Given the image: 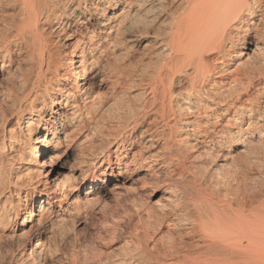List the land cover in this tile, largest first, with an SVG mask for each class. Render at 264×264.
Here are the masks:
<instances>
[{"label":"bare ground","instance_id":"obj_1","mask_svg":"<svg viewBox=\"0 0 264 264\" xmlns=\"http://www.w3.org/2000/svg\"><path fill=\"white\" fill-rule=\"evenodd\" d=\"M151 1L0 0V227L64 199L60 177L47 178L63 123L91 120L108 146L78 145L81 156L168 177L165 224L176 231L144 242L148 264H264V0ZM123 5L126 19L140 10L158 26L161 48L126 98ZM97 80L121 85L108 105L96 101ZM140 127L153 150L124 162ZM174 168L187 189L170 181Z\"/></svg>","mask_w":264,"mask_h":264},{"label":"rangeland","instance_id":"obj_2","mask_svg":"<svg viewBox=\"0 0 264 264\" xmlns=\"http://www.w3.org/2000/svg\"><path fill=\"white\" fill-rule=\"evenodd\" d=\"M155 1L152 0L150 4L156 5ZM127 9L128 7L123 5L118 12L119 16H127L126 12L129 15ZM91 11L94 12L93 9ZM136 12L134 19L129 18L130 16L128 19L124 17L126 20L123 24L127 44L130 46L127 52L132 57V65L130 61H126L124 68L122 67L123 71L121 69L118 73L119 78L125 82L127 80L128 89H121L125 98L126 93L133 95L138 92L133 83L139 78L138 75L147 70L146 64L151 65L155 55L161 50L155 38L158 26L149 25L147 19L142 17V12ZM134 20L137 22L133 23ZM75 24L73 23L74 26ZM81 25L84 27L86 23ZM245 51L247 49L243 50ZM101 64L103 69L107 68L103 60ZM142 70L144 71L141 72ZM5 76V73L0 72V109L4 103L1 82ZM128 80L132 81L129 83ZM108 81L100 86L97 80L94 87L96 101H108L107 105L112 101L114 89L119 90L121 87L114 85L112 80ZM79 95L83 97L84 92ZM53 121L54 119H51V122ZM51 122L50 125L53 124ZM95 123L97 121L84 120L75 122L72 127L63 123L60 134L62 143L53 155L55 163L47 178L50 180L55 175L59 176L61 185L68 187L63 190L66 196L64 199H58V202H52L50 199L39 202L38 216L32 219L28 215L24 219L11 215L7 219V228L0 227V264H122V261H130L133 256L131 261L135 264H148L147 257H151L154 251L151 246L145 247L147 244L144 242L148 241V245H152L153 240L156 241L157 238L161 241L171 236L169 233L175 234L174 227L165 224L166 218L167 221L171 218L168 213L170 203L165 199L167 194L163 188L164 180L168 177H165L163 172L157 171V174L150 175L139 165H130L128 170L123 171L117 168V164H108L106 160L94 163L89 152L84 156L80 155L76 146L81 144H84V147L92 145L98 155L104 153L108 146L107 141L99 135ZM68 132H72L70 143L66 142L64 136ZM140 133L142 127L129 133V137L135 139L136 143L125 153L122 161L128 162L132 153L146 154L153 150L151 145L144 143L146 138L142 140L139 137ZM193 149L195 153L198 151L197 147ZM92 153L94 154V151ZM234 153L237 154L236 151ZM156 168L157 165L154 169ZM174 171L170 181H173L175 189H187L186 180L177 176L176 168ZM162 214L166 216L165 219H161Z\"/></svg>","mask_w":264,"mask_h":264}]
</instances>
